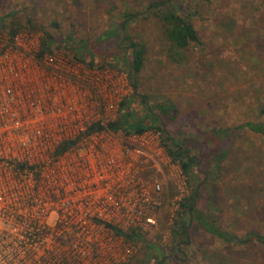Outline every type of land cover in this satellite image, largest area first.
Returning a JSON list of instances; mask_svg holds the SVG:
<instances>
[{
    "label": "built area",
    "instance_id": "built-area-1",
    "mask_svg": "<svg viewBox=\"0 0 264 264\" xmlns=\"http://www.w3.org/2000/svg\"><path fill=\"white\" fill-rule=\"evenodd\" d=\"M33 41L18 34L0 49V264H128L134 248L117 231L157 223L171 163L163 133L125 144L108 131L87 135L118 119L135 91L129 74L58 52L37 62ZM176 178L185 193L181 168Z\"/></svg>",
    "mask_w": 264,
    "mask_h": 264
},
{
    "label": "rangeland",
    "instance_id": "rangeland-1",
    "mask_svg": "<svg viewBox=\"0 0 264 264\" xmlns=\"http://www.w3.org/2000/svg\"><path fill=\"white\" fill-rule=\"evenodd\" d=\"M151 1L160 0H0V17H12L13 23L24 27L20 34L31 35L38 45L36 53L45 32L60 43L68 40L74 47L86 41L94 50L95 45L99 48L97 39L112 22L111 14L129 5L143 9ZM262 1L176 0L175 5L181 6L183 14L194 22L200 38L198 44L180 51L185 56L182 62L170 58V44L153 22L138 20L130 27L135 39L147 47L145 69L138 76V93L151 105L167 104L179 110L173 129L182 131L184 140L207 146L208 140L204 139H209L211 133L217 139L224 134L215 133L229 131L228 155L219 168L216 161L221 152L217 146L222 141L212 140L210 145L215 146L201 151V158L203 171L218 172L213 175L215 181L211 179L217 189L216 225L239 236L251 231L264 234V135L240 128L247 122L264 126ZM9 45L7 31L0 32V49ZM106 47H100L102 59L113 51L110 44ZM53 52L73 57L65 48ZM104 70L127 72L123 68ZM110 134L117 142L126 143L125 133ZM169 159L171 163L161 180L164 190L157 223L152 229L139 231L143 241L130 242L135 253L128 264H156L149 245L166 255L164 264H176L175 257L185 259L184 264H264V246L227 245L203 229L192 232L190 245L183 246L177 257L172 228L191 187L185 178L186 192H178L176 176L180 167Z\"/></svg>",
    "mask_w": 264,
    "mask_h": 264
},
{
    "label": "trees",
    "instance_id": "trees-1",
    "mask_svg": "<svg viewBox=\"0 0 264 264\" xmlns=\"http://www.w3.org/2000/svg\"><path fill=\"white\" fill-rule=\"evenodd\" d=\"M264 7V0L262 1ZM176 0H160L147 3L143 9H138L129 5L119 12L111 14V24L104 33L97 39V45L94 50L90 48L88 42H82L78 47L67 41L58 42L51 34L45 32L38 51L35 54V60L41 62L45 55L52 53L55 49L65 48L73 53V60L79 61L89 68L104 70L115 68L127 71L130 77L134 94L129 99L122 102L119 116L116 121L104 125L98 123L90 127L87 135L97 132L108 131L111 133L123 132L125 135L143 134L148 130L157 129L163 133L162 144L173 162L177 163L191 187V194L180 204V212L173 223L172 237L174 239V253L180 258V249L191 243L192 232L203 229L209 234L217 237L223 243L231 246L244 247L251 244L264 246V234L251 231L243 236L218 228L217 215L218 207L216 203L217 189L213 175L217 170L203 171L204 160L201 158L202 152L209 151L215 145H210L212 140L222 141L218 147L217 167L219 163L228 155L226 140L231 137L229 131L215 133L217 136L224 134L222 138L215 139L214 134L209 135L207 144L201 142H191L182 138L183 132L173 129V124L178 119L179 110L176 107L167 104L151 105L139 91V77L144 71L147 60V47L137 41L130 32V27L138 20L150 21L157 25L170 44V58L174 62H182L184 55L181 50H186L192 44H198L200 38L194 25V22L181 10V6L175 5ZM115 9V8H114ZM0 17V32L7 31L9 35V44L14 45V38L25 28L13 23L12 17ZM11 24V25H8ZM70 40V39H69ZM108 44L113 51L106 59H102L100 47L102 49ZM11 46V45H9ZM103 60V61H102ZM138 105V106H137ZM142 108L141 115L140 109ZM264 114V108L262 109ZM246 127L248 130L257 134L264 135V126L251 122L245 123L240 128ZM239 128V129H240ZM80 141L67 142L58 147L57 155L64 154L66 151L77 145ZM204 145V146H203ZM202 151V152H201ZM203 176V177H202ZM124 235L127 241L136 242L144 240L139 231L133 230L128 233L117 231ZM149 247L153 251V260L156 264H164L167 257L160 248ZM176 264H184L185 259L174 258Z\"/></svg>",
    "mask_w": 264,
    "mask_h": 264
}]
</instances>
